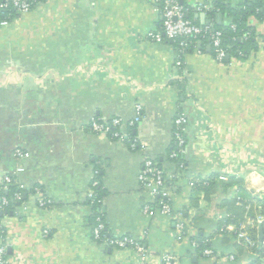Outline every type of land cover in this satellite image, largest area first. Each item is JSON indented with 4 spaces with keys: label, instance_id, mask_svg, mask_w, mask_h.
Returning a JSON list of instances; mask_svg holds the SVG:
<instances>
[{
    "label": "crops",
    "instance_id": "obj_1",
    "mask_svg": "<svg viewBox=\"0 0 264 264\" xmlns=\"http://www.w3.org/2000/svg\"><path fill=\"white\" fill-rule=\"evenodd\" d=\"M161 20L153 0H37L0 27V177L16 171L27 192L0 216L7 264H138L130 250L91 238L94 179L108 233L141 240L148 264L163 254L174 264H216L197 250L203 239L234 256L224 264L249 263L218 225L223 199L264 195V18L248 17L257 43L249 54L218 62L203 43L180 69L173 41L145 36ZM136 103L144 116L131 132L140 149L89 132L94 118L119 117L126 128ZM179 111L187 115L180 171L168 157ZM15 147L31 157L14 158ZM146 157L165 172L172 216L142 213L150 198L137 174ZM211 175L225 178L207 198L191 191V178ZM231 178L239 184L224 187ZM34 186L49 208L36 206Z\"/></svg>",
    "mask_w": 264,
    "mask_h": 264
},
{
    "label": "built area",
    "instance_id": "obj_2",
    "mask_svg": "<svg viewBox=\"0 0 264 264\" xmlns=\"http://www.w3.org/2000/svg\"><path fill=\"white\" fill-rule=\"evenodd\" d=\"M36 2L37 0H0V27H6L14 15L29 12ZM153 2L155 10L161 15V26L159 30L150 31L145 36L148 40L154 42L162 43L171 40L176 44V68L180 69L182 67V57L188 51L194 50L197 53L202 51L200 48L201 42L208 45L214 60L218 62L224 61L227 56L241 57L244 55L240 50H235L233 53L230 52V46L224 44L223 32L221 30L214 29L209 24L196 23L191 20L188 17V8L184 6L181 0H153ZM192 2L195 13L204 14L205 17V13L212 9L211 0H193ZM230 28L235 29V25L230 24ZM196 41L201 44L196 46ZM143 116L142 105L136 103L134 105V115L127 121L126 128H122L123 120L121 118L112 117L104 120L99 118L91 119L88 123V130L95 135L105 136L113 141L124 144L130 150H137L141 148V145L131 132V129ZM186 124V113L179 111L172 121L173 148L168 155L169 159L176 160V169L178 171L184 167L183 156L186 151ZM12 156L18 160H25L31 157V153L20 147H15L12 151ZM224 178L223 175L219 176L220 180H224ZM14 180L18 184V189L12 193V197L9 199L4 195L3 191ZM137 182L150 198V201L143 205L142 213H157L164 216H172L171 192L167 185L165 172L149 157L143 160L141 169L137 174ZM208 183V179L199 177L190 179L189 185L190 187H203ZM98 185L96 179L92 180L87 191L86 197L90 206L100 204L101 200L96 192ZM23 190H26V187L17 178L16 171L0 177V211L10 206V203L20 201L24 195L22 194ZM33 195L37 196L35 202L37 207L49 208L52 205L50 199L39 194L37 187L33 188ZM250 209L251 206L246 205L243 220L238 223L229 222L223 224L219 227V232L232 233L234 235V241L242 246L251 257L248 264H264V235L261 238L260 234L253 237L246 230L247 225L258 227L259 230L264 229V217L257 213L255 217L251 218L248 216ZM175 226L181 232L184 229V222L178 219ZM47 234V230H43L42 235L46 236ZM90 234L91 238L101 245L130 250L138 261V264H148V253L141 240L129 235H110L105 227L103 213L100 210H96L95 212V224L91 228ZM203 243L206 244L207 241L204 240ZM193 246L196 247L197 243L193 242ZM200 254L204 257L212 258L216 264H224L225 260L232 261L234 259V256L231 254L225 255L223 258L218 251H214L211 247H204L200 250ZM0 264H7L6 247L2 244L0 245ZM159 264H174L173 255H161Z\"/></svg>",
    "mask_w": 264,
    "mask_h": 264
},
{
    "label": "trees",
    "instance_id": "obj_3",
    "mask_svg": "<svg viewBox=\"0 0 264 264\" xmlns=\"http://www.w3.org/2000/svg\"><path fill=\"white\" fill-rule=\"evenodd\" d=\"M184 6L188 8V17L193 20L196 23H199L198 19H195L193 17V13L195 12L193 10L192 4L189 3L188 0H181ZM212 2V9L210 11H207L206 19L210 20L212 23H214L213 28L219 29L223 32V38H224V44L230 46V52H234L235 50H240L244 55L249 54L252 50H255L257 43L255 41L256 32L252 26L248 24V17L254 16L259 19L264 18V0H244L243 2H236L235 0H211ZM221 13V15L226 16L230 19L228 24H217L215 21V15L216 13ZM230 24L235 25V29L230 28ZM203 44V42H201ZM196 46H198V41L195 42ZM201 44L200 48L203 49V45ZM175 50H176V44H175ZM171 151V150H170ZM180 160V159H179ZM173 163L176 165V160L173 161ZM220 176V175H219ZM219 176L216 177V175H211L209 177H205V179L209 180V183L206 186H196L191 187V191L194 193H204V197L207 198L212 191L213 182L215 179H219ZM199 177L191 178L196 179ZM234 184H239V180L236 179H230L229 182H226L224 184L225 186H230ZM35 187V186H34ZM18 189V184L16 180H14L13 183H11L8 188L3 191L4 195L7 198L12 197V193ZM31 191H33V188H31ZM96 192L99 198H101V191L100 187H96ZM26 190L22 191V194L26 195ZM22 201H16L14 203H10V206L4 208L2 210L3 213H9L11 212L12 208L19 204ZM246 205H250L251 209L248 212V216L251 218L255 217V214H260L264 217V195L258 196L256 194L251 193L250 196L243 199L238 198H230V199H223L220 203V208L225 209V218L220 222L218 225V231L219 227L223 224L227 223H238L243 220V215L245 213V207ZM93 209L92 214L90 215V222H91V228L95 224V212L99 208V204H96L94 206H91ZM253 207V210H252ZM246 230L248 233L255 237L259 234L258 227L247 225ZM262 235H264V229L261 230ZM226 239L228 240H234V235L232 233H225L220 232ZM203 240H200L199 246L197 247V250H201L204 247H210L211 245L209 243L204 244ZM214 249V248H213ZM235 251L234 255H244L246 254L244 248L234 243ZM214 251H217L214 249ZM248 254V253H247ZM251 260V257H250Z\"/></svg>",
    "mask_w": 264,
    "mask_h": 264
},
{
    "label": "water",
    "instance_id": "obj_4",
    "mask_svg": "<svg viewBox=\"0 0 264 264\" xmlns=\"http://www.w3.org/2000/svg\"><path fill=\"white\" fill-rule=\"evenodd\" d=\"M194 18H195V19H198L200 23L209 24L211 27H213V25H214L213 23L210 22V20L206 19V17H205L204 14H198V13H195V14H194ZM220 19H221V13H217V14L215 15V21H216L218 24H220ZM228 60H229V57L227 56V57L225 58L224 61H228ZM23 198H25V195H23ZM2 213H3V212L0 211V216L2 215ZM259 234H260V238H261V236H262V232H261V230H259ZM8 250H9V247H8Z\"/></svg>",
    "mask_w": 264,
    "mask_h": 264
}]
</instances>
